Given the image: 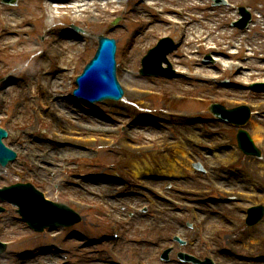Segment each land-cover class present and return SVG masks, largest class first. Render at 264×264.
Listing matches in <instances>:
<instances>
[{
  "label": "rangeland",
  "instance_id": "374dc122",
  "mask_svg": "<svg viewBox=\"0 0 264 264\" xmlns=\"http://www.w3.org/2000/svg\"><path fill=\"white\" fill-rule=\"evenodd\" d=\"M231 1L232 5L242 3L250 11L260 14V19H256L252 25L251 33H239L231 29L230 22L237 16L235 10L222 5L213 7L211 2L204 0H162L165 6L180 7L185 15L196 16V19L190 21L195 30L189 29L188 33L185 31L186 18L181 13H178L179 18L172 13L162 17L155 16L147 8L145 0H84L82 4L85 8L59 10V17L44 31L39 25H29L33 17L40 14V6L44 0H18L16 7L5 8L12 23L21 19L22 30L16 35L5 33L0 40V46L6 50V53L0 54L1 84L7 87V112L4 116L12 118L7 126L8 137L3 143L17 154L15 163L8 164L4 169L0 168V187L17 182L39 186L48 199L60 198L79 214L81 220L69 229L35 234L20 222L15 208L3 205L0 238L9 244V250L0 264L60 263L64 254L58 250L71 251L72 263L81 258L83 264H113L105 250L109 243V233L115 231V206L116 209L120 207L119 213L123 210L122 215L128 216L129 212L125 207L128 203L140 208L144 201L132 200L128 195L135 192H131L126 185L119 187L107 183L106 178L115 175V172L125 177L127 172H134L137 165L142 168L138 174L146 181L145 185L162 188L166 183L150 178L164 174L163 155L166 150L158 147L162 138L172 139L180 131L191 133L196 128L201 132L194 136L205 138L208 144L233 138L235 130L228 126L196 121V117L208 116L206 103L210 101L227 108L253 102L258 105L257 111L264 112V94L250 93L247 89L249 84L264 83V0ZM189 8H193L190 13L187 12ZM132 10L137 12L132 13ZM66 15L71 16V19L67 20ZM172 16L177 18L173 20L174 25L171 24ZM117 18L120 21L113 27L112 23ZM175 21L182 23L178 26ZM79 22H84L85 26L81 27ZM72 26L84 35H76L70 28ZM50 29L53 30L49 32ZM16 30L20 31V28ZM100 35L116 40L118 77L125 95L122 103H105L97 106L98 109L86 108L70 101L68 96L74 89V76L81 73L84 64L93 56L96 39ZM204 36H208V39L203 42L201 40ZM162 37H169L180 44L169 60L179 62L177 69L184 73L172 81L139 79L136 75L141 58ZM253 38L257 40L255 46ZM240 41L244 42L240 44ZM229 42L237 45V57H230L224 52L213 53V49L222 51L219 49ZM48 45L54 48L46 49ZM243 47L250 49L252 56L246 55ZM205 57L210 60L205 61ZM56 58L63 63L62 67L66 71H57L54 61ZM242 58H246V62ZM235 63L245 67V76L234 72L237 68ZM40 71L47 72L48 76L42 78ZM129 71L131 74L127 73ZM188 72L190 76L183 79ZM16 75L23 77V80L11 83L10 80ZM228 77L238 87L222 86L221 82ZM36 82L43 84L39 94L33 88ZM149 92L156 95L162 93L164 97L147 94ZM35 94L38 95L37 100H30V96ZM170 94L180 95L181 99L172 101ZM58 98V102L50 103ZM190 98L201 99L200 102L205 105L191 102ZM167 113L173 115L164 124L167 127L173 126V135L154 125L160 122L157 116H165ZM177 115L190 118L175 124L173 117ZM132 119L137 125L129 129L127 123ZM261 119L253 116L247 123V130L253 134V125L261 127L259 137L264 140V118ZM125 134L129 136L126 137ZM195 144L201 146L198 142ZM225 148L227 147L223 148L221 155L214 158L215 162H221L215 163L220 167H223L225 160L230 159L233 163L236 156H239L234 147ZM180 163L182 173L174 174L172 181H179L181 185L189 187L199 186L200 183L195 178L200 177L192 172L189 159L180 160L173 165L179 167ZM237 163L244 165V159ZM256 165L259 163L252 164L253 169H247L246 175H238L237 180L228 184L229 189L216 190L214 197L218 200L209 201V205L203 201L198 204L199 213L196 217L205 228L206 243L211 244L208 245L207 252L214 255L218 264H264V226L248 231L243 224L244 207L251 204L264 205V200L248 201L246 196L248 192L264 194V186L263 189L257 187V181L261 180L264 184V154L260 164L262 170ZM119 170L121 171L117 172ZM225 174L227 172L224 169L217 177L221 179ZM77 175L87 176L89 179H83L86 187L103 194V202L112 207L109 213L113 218L105 216L107 209L101 204L102 200L88 192L83 193L73 185L64 186V190L54 189V186L61 185L67 177L66 182L69 181V184L75 182ZM166 175L172 176L168 173ZM233 188L239 195L233 193ZM122 193L127 197H122ZM226 198L231 203L225 204ZM194 199L199 202L200 197ZM158 212L159 222L160 218L171 220V227L163 230L158 221L140 220L127 232L125 239H133L129 237L132 235H136V239L146 236L151 241H160L161 246L166 243L169 231L178 230L191 236V230L186 226L188 218L166 215L161 209ZM163 220L162 225H165ZM104 238V244L91 246L92 242ZM120 251L127 264H132L134 256L131 249L121 247ZM147 251L154 257L156 249L148 247ZM19 252H27L28 255L18 256ZM56 257L59 258L58 261L55 260ZM147 260L153 261V258Z\"/></svg>",
  "mask_w": 264,
  "mask_h": 264
},
{
  "label": "bare ground",
  "instance_id": "6f19581e",
  "mask_svg": "<svg viewBox=\"0 0 264 264\" xmlns=\"http://www.w3.org/2000/svg\"><path fill=\"white\" fill-rule=\"evenodd\" d=\"M72 4V2L71 3H69L67 6H73V5H71ZM59 7H64V4H61V5H58ZM254 127V129H255V132H258V133H260L261 132V128L260 127H258V126H253ZM186 157H184V156H182V159L184 160ZM168 164V163H167ZM181 166H182V163H180L179 164V167L178 166H176V165H167L166 166V168H165V172H167V173H171V174H180V173H182L181 172V170L180 169H182L181 168ZM142 168H140V167H135V172L136 173H140L142 170H141Z\"/></svg>",
  "mask_w": 264,
  "mask_h": 264
},
{
  "label": "water",
  "instance_id": "95a60500",
  "mask_svg": "<svg viewBox=\"0 0 264 264\" xmlns=\"http://www.w3.org/2000/svg\"><path fill=\"white\" fill-rule=\"evenodd\" d=\"M105 42V41H104ZM101 43H103V42H101Z\"/></svg>",
  "mask_w": 264,
  "mask_h": 264
}]
</instances>
